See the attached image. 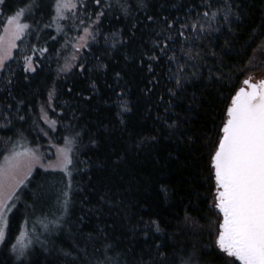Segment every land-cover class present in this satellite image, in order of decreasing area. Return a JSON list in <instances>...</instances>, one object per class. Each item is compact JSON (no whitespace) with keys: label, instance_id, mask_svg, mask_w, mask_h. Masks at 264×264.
<instances>
[{"label":"trees","instance_id":"obj_1","mask_svg":"<svg viewBox=\"0 0 264 264\" xmlns=\"http://www.w3.org/2000/svg\"><path fill=\"white\" fill-rule=\"evenodd\" d=\"M55 3H0V27L22 8V22L31 25L0 72V161L14 145L47 151L72 136L74 191L65 211L60 189L69 178L36 169L13 201L9 243L0 245V264H14L9 249L24 227L34 241L36 264H43L47 255L35 242L37 236L49 241L51 260L55 249L83 248L88 235L100 228L118 250L134 249L146 260L149 250L154 255L160 245L170 257L194 254L193 264H223L215 248L219 217L213 207L211 156L231 97L264 65V0H143L144 6L136 0H102L99 6L95 0H76L75 8L64 13L66 19L54 21ZM101 11L105 14L97 20ZM205 11L209 17L217 13L215 20L202 18ZM148 15L158 22H147ZM198 15L204 32L181 28L185 22L196 23ZM165 18L173 24L170 31L162 23ZM85 27L92 36L77 51ZM181 30L184 37L178 35ZM33 46L48 51L40 56ZM29 55L35 72L24 71ZM149 56L156 59L149 61ZM66 63L70 69L60 71ZM179 66L185 70L179 72ZM177 76L182 89L176 87ZM49 100L53 128L40 120ZM125 105L128 111H122ZM174 122L178 127L170 129ZM152 135L156 142L141 143ZM105 192L113 202L101 200ZM141 219L155 221L160 231L153 227L146 238ZM53 220L56 229L49 223Z\"/></svg>","mask_w":264,"mask_h":264},{"label":"snow or ice","instance_id":"obj_2","mask_svg":"<svg viewBox=\"0 0 264 264\" xmlns=\"http://www.w3.org/2000/svg\"><path fill=\"white\" fill-rule=\"evenodd\" d=\"M2 2L3 0H0V3ZM95 2L99 6L102 0H95ZM136 4L137 6H144L143 0H136ZM207 6L210 8L211 4ZM108 7H111V5ZM131 7L132 5L129 4L123 9L125 14H128ZM231 7L229 5L224 10L226 23L229 22ZM26 8L30 12V8L28 6ZM72 8H75L73 0H56V17L54 21L57 18L66 19L64 13ZM25 14L26 9L22 8L7 18L5 32L8 33L10 48H15V41L21 40L31 27L29 23L22 22ZM104 14V11L97 13V20ZM216 15L217 13L214 12L209 17V12L205 11L202 18L215 20ZM145 19L152 24L158 22L152 15L146 16ZM200 20L201 17L198 15L196 23L189 24L185 22L181 28H191L193 32L202 33L205 29L204 25L199 22ZM162 23L169 31L173 28V24L169 23L167 18ZM9 26H11V31H9ZM133 27H136V25H133ZM84 33L85 35L81 36L80 40L86 43V38L92 36V33L89 32L87 27L84 28ZM156 35L159 36L160 32H157ZM178 35L184 37L185 33L181 30ZM4 39V36H0V71L5 69L8 58L5 55ZM53 39L55 38L53 37ZM165 39L172 40L173 37L167 36ZM185 39L187 38L185 37ZM154 46H158V42H154ZM32 51L43 56L48 49L33 46ZM212 55H215V53H212ZM148 59L151 61L155 60L156 57L149 56ZM169 59L175 60L179 64L177 57H170ZM189 59H191V56H189ZM69 69L70 66L66 63L60 71H68ZM148 70L152 71L151 65H149ZM184 70L183 66H179V72ZM24 71H36L31 55L25 57ZM192 75L195 76L196 73L194 72ZM251 80V77L245 79L243 85H246L247 88L240 87L235 95L231 97V102L226 108V118L219 129L221 135L216 150L211 156V168L215 181L213 207L218 210L219 215L222 217L216 222L218 227H216L215 248L218 249V256L223 264H237V262L238 264H264V79L256 83H252ZM7 83L11 84L12 81L9 80ZM176 87L183 88L182 79L179 76L176 77ZM170 91L173 96L177 95L175 90ZM128 110L126 105L122 106V111ZM20 119L23 120L24 117L21 116ZM54 123V121L50 122V124ZM168 127L175 129L178 127V122H174ZM76 135L79 136L80 134L76 133ZM156 141L157 136L152 135L142 140L141 143ZM75 143V138L72 136L64 138L63 147H57L55 165H44L42 163L43 154L40 153L39 148H30L26 145H14L11 155L6 156L4 162L0 163V244L7 246L9 243L6 229L9 223V213L15 207L14 203H11L16 198L15 191L25 183L33 167L37 164L44 167L45 171L51 168L52 171L62 172L69 178L67 186L60 189L63 197L61 205L67 211L74 191L72 173L75 168ZM18 148L21 150H17ZM80 163L86 162L81 161ZM25 169L26 172L23 178L17 180V173ZM7 181H14V183L9 185L11 191L5 195ZM101 200L105 203L113 202L108 192L101 194ZM49 223L52 225V229L58 227L56 220ZM139 224H145L142 231L146 238L153 227L155 231H160V227L155 221L145 223L141 219ZM45 229L51 234L52 229H48L47 224ZM107 241L108 237L105 230L100 228L95 235L91 233L88 235L87 243L83 248L78 244H74L70 250L55 249L57 255L51 260H48V256L52 252L48 247L49 241L47 239L41 240L37 236L35 242H38L42 252L47 254L43 264H193L194 261V254L187 257L173 254L170 257L161 251L160 245H156L154 255L151 249L149 250L148 259L146 260L143 255L137 256L134 249L118 250L114 243ZM33 243L32 240H25V233L21 230L9 249L14 257V264H36L32 258ZM89 244L92 246L91 251H89ZM110 252L114 255H109Z\"/></svg>","mask_w":264,"mask_h":264},{"label":"rangeland","instance_id":"obj_3","mask_svg":"<svg viewBox=\"0 0 264 264\" xmlns=\"http://www.w3.org/2000/svg\"><path fill=\"white\" fill-rule=\"evenodd\" d=\"M75 1H76V0H73L74 3H75ZM72 9H73V8H72ZM72 9H71V10H72ZM66 12H67V11H66ZM6 21H7V20H5V22H4V23L2 24V26L0 27V36H4V37H5V39H4V48H5V50H6V51H5V55L8 57L7 60H6V62H7V61H9V60L11 59V57H12V55H13V52H14V50H15L16 47H15V48H10V47H9L10 41H9V38H8V33L5 32V24H6ZM88 30H89V32H91L90 29H88ZM9 31H11V26H9ZM84 35H85V33H83L81 36H84ZM89 38H90V37H87V38H86V43H85V41L80 40V38H79L78 41H77V43H76V47H77L79 50L84 49V48L86 47L87 43H88ZM18 41H19V40H18ZM18 41H15V43L17 44ZM0 72H1V71H0ZM248 77H251V78H252V80H251L252 83H256L257 81H259V80H261V79H264V65H262V67L259 68V69L257 70V72H255V73H253V74H250ZM248 77H247V78H248ZM247 78H246V79H247ZM241 87H245V85H243V83H242ZM49 99H50V98H49ZM49 108H50V100H49L48 105H46L44 108H42V109L40 110V120L42 121L43 124H45V126H47V127H49V128H53V127H54V124H50V122H52V121L49 120L48 115H47V110H48ZM63 145H64V144H63ZM63 145H61V146H52V149H51V150H47V151H42L41 149H39L40 153L43 154V161H42V163H43L44 165H46V166H47V165H50V164H51V165H55V164H56V160H57V147H63ZM17 150H21V149L18 148ZM12 151H13V147H12V148H8V149L6 150L5 155L3 156L2 160L0 161V163H3V162H4V158H5L6 156H10ZM36 169H43V170H45L44 167H41L39 164H37V165H35V166L33 167L31 174H32ZM49 171H52L51 168H49ZM25 172H26V169H25V170H22V171H20V172H18L17 175H16V179L18 180V179L23 178ZM31 174H30V175H31ZM30 175L28 176V178L30 177ZM28 178H27V180H28ZM27 180H25V183L22 184V185H20V186L16 189V191H15V197H16V196H17V197H16L13 201L16 202V200H17V198H18V195H19V193L24 189ZM13 183H14V181H7V182H6L5 195H7L8 192L11 191V187H10L9 185H11V184H13ZM16 192H17V194H16ZM13 201H12L11 203H13ZM214 209H215V208H214ZM215 211H216L217 214H218L219 220L222 219V217L219 215L218 210L215 209ZM9 215H10V213H9ZM22 230H23L24 233H25V240H26V241H27V240H30V236H31V235H29V234H30V233H29V231H30L29 228H25V227H24ZM0 245H1V244H0Z\"/></svg>","mask_w":264,"mask_h":264},{"label":"water","instance_id":"obj_4","mask_svg":"<svg viewBox=\"0 0 264 264\" xmlns=\"http://www.w3.org/2000/svg\"><path fill=\"white\" fill-rule=\"evenodd\" d=\"M245 88H247V86L245 85Z\"/></svg>","mask_w":264,"mask_h":264}]
</instances>
